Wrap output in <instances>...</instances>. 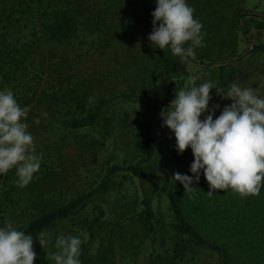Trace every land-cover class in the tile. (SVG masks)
Returning <instances> with one entry per match:
<instances>
[{"label":"trees","instance_id":"16d2710c","mask_svg":"<svg viewBox=\"0 0 264 264\" xmlns=\"http://www.w3.org/2000/svg\"><path fill=\"white\" fill-rule=\"evenodd\" d=\"M240 1L185 0L194 9L193 17L198 18L197 21L202 24L203 38L209 32L212 33L209 39L223 35L216 44L219 47L224 43L226 34L231 32L232 37H235V30L244 39H249L246 23L254 17L264 15L245 10L240 6ZM155 7V0H0V91L10 90L19 94L25 105H29L34 96L35 101L29 109L31 112L36 109V116L42 125L56 124L58 129L73 134L94 126L101 112L114 100L140 98L145 103V111L137 119L134 131L136 160L124 165H108L98 184L75 197L65 201L49 200V190L40 186L39 175L36 177L34 174L30 183L20 190L17 189L10 171L2 178L0 175V228L5 227L7 221H11L17 230L30 235L37 234L54 221L84 207L92 195L105 188L107 179L114 173L126 172L140 180L145 169L155 162L167 184L165 196L176 222L173 234L168 236L172 246L167 250L160 249V252L154 254L147 253L143 264H175V259L184 258L193 247L217 254L218 264L238 262L232 251V246L238 247V244L233 245L230 241L217 242V239L204 236L188 220L184 204L192 191H184L183 185L175 181L173 175L180 173L192 176L190 165L187 164L193 157L191 149L178 153L174 134L170 132L165 135V139H171L173 143L167 151H163L152 133L153 116L162 104L175 97L161 92L162 88L175 89L178 79L190 76L187 71L189 65L211 69L217 73L218 86L223 87L228 80L225 76L227 63L238 60L247 53L264 54V45L253 44L246 53H228L227 59L218 63L212 61L210 56L219 57L220 50L206 53L199 47L194 49L196 58L188 63L173 55L170 46L163 50L156 47V58L149 65L134 57H114L112 61L109 59L106 62L107 73L110 78L115 79V84L118 81L123 86V89L114 93L92 94V88L95 87L92 76L76 77L70 73L73 57L78 56L84 44L96 50L110 47V38L117 37L118 41L121 40L119 38L124 37L125 29L138 32L142 8H146L147 14L152 17ZM18 10V17H14ZM244 17L248 19H243ZM20 25L27 28L26 36L22 35L13 40L6 37L10 27ZM257 26L264 27V22ZM119 45L123 47V44ZM190 45L187 42L185 48ZM205 46L206 49L212 47L208 43ZM120 51L118 48L113 53L117 55ZM124 52L128 53L130 50L124 49ZM41 80L44 81L40 84ZM27 91L30 92V97L25 96ZM155 93L160 94L159 101L155 99ZM45 103L59 107L58 114H49L45 107L38 108ZM45 112L47 116L43 115ZM192 186L194 188V183ZM11 209H17L18 213L15 216H4ZM24 215L26 216L22 217ZM238 222L225 223L224 231H217L220 238H231L237 231L235 224ZM130 223L138 224L142 231L150 234L153 239L159 238L160 243H163L164 236L156 211L152 208L150 198L143 195L138 209L131 211L126 218L115 221L102 233L93 256L86 253L79 255L80 264H114L113 238ZM90 235L92 236V231ZM194 255V251L190 250L189 257L193 258Z\"/></svg>","mask_w":264,"mask_h":264},{"label":"rangeland","instance_id":"374dc122","mask_svg":"<svg viewBox=\"0 0 264 264\" xmlns=\"http://www.w3.org/2000/svg\"><path fill=\"white\" fill-rule=\"evenodd\" d=\"M240 6L250 12L264 13V0H241ZM18 15L19 10L14 17H18ZM139 18L138 32L133 33L125 29L124 37L119 38L121 40L118 41L117 37L110 38L109 41L112 43L110 47H104L100 50L86 47L84 44L78 52V56L73 57L74 61L71 63L70 73L76 77L92 76L95 81L92 94L114 93L123 89V86H120L118 81L115 84V79L110 78L107 73L106 62L112 61L114 57H134L146 65L155 60L157 52L154 47L156 46H152L148 40V36L153 31V17L147 14L146 8H142ZM194 19L198 20L195 17ZM243 19L248 18L244 17ZM260 22H264V15L254 17L246 23L248 24L249 39H244L240 32L235 30L233 32L235 37H232L231 32L226 34L224 43L219 47L216 44L223 35L219 34L217 38L209 39L212 34L209 32L206 38L202 37V46L197 47L206 53L220 50L219 57L210 56V59L217 63L226 60L228 53H246L253 44L261 43L264 45V27L257 26ZM19 23L22 24L20 20ZM156 26H159V22ZM9 29L6 37L12 40L22 35L26 36L27 33V28L24 25ZM204 39L209 45H212L211 48L206 49L207 43ZM85 43L87 44V42ZM119 44H123V47ZM118 48L121 51L114 55L113 50ZM124 49L130 50V52L125 53ZM187 71L190 76L178 79V85L176 88L174 87L175 89L165 87L162 88L161 92L172 97L179 90L187 89L193 77H198L197 83L212 82L217 89L222 90L221 95L225 94L235 83L242 89L248 87L254 89L260 98H264V54L262 53H247L238 60L228 62L225 69V76L228 80L227 85L223 87L218 86L217 73L211 69L189 65ZM44 80H41L40 84ZM54 80L57 81V78ZM13 95L21 108L27 107L29 109L35 101L33 96L32 102L25 105L22 103L23 98L19 94L13 93ZM159 95V93H155L157 101H159ZM25 96L30 97V92L26 93ZM210 96L208 110L202 113L201 120L209 112L213 113V119H215L221 114L225 106L232 103L231 100L218 95L216 89L210 91ZM172 100L162 104L165 105L162 113L168 108ZM214 105L218 107L214 108ZM38 108H44L46 112L54 115L59 112V107L53 104L45 103L44 106L39 105ZM144 111L145 103L140 98L117 99L101 112L94 126L71 134L58 129L56 124L35 123L37 111L35 109L31 112L29 109L23 122L28 124L26 131L33 137L35 154L41 156V166L35 175L36 177L39 175L38 179L40 177V186L49 190L48 199L65 201L75 197L98 184L108 165L112 163L124 165L135 161L137 152L133 144L134 131L136 121ZM159 115V110L154 113L152 133L158 146L163 151H167L173 141L165 139V135L171 131L164 126V121L162 127L160 126ZM193 159L194 157L187 164L191 165ZM9 171L16 183L18 179L16 169L13 168ZM0 175L2 178L4 174ZM107 181L105 188L92 195L84 207L75 209L66 217L54 221L47 228L32 235L33 250L36 253L34 264H55L52 259V256L58 251L55 247V241L61 236L78 237L82 241L80 255L86 253L90 257L93 256L97 251L102 233L115 221L121 220L122 217L126 218L131 211L138 209L143 195L150 198L152 208L156 211L161 225V233L164 236L163 243H160L159 238L153 239L150 234L142 231L138 224L130 223L113 238L112 258L114 264H143L147 253L152 252L154 254L160 252V249L165 248L167 250L172 246L168 236L173 234V226L176 220L168 208L165 196L167 184L162 178L159 166L155 162L151 163L145 169L140 180L120 171L114 173ZM17 189L22 188L17 186ZM209 190V185L201 171L198 183L194 182L193 191L186 198L184 204L188 220L204 236L217 239V242L238 244V247L232 246V251L238 261L236 264H264V185L261 186L259 195L245 198H241L231 189L216 190L211 196L207 194ZM17 213V209H11L7 210L4 216H15ZM233 221H239L235 224L237 231L234 235L231 238H226L228 240L224 237L220 238L217 231H222L225 223L229 222L230 224ZM89 231H92V236ZM40 233H45V238L48 240L45 249L40 246L36 237ZM233 239L236 243L233 242ZM190 250L195 253L193 258L189 257ZM174 261L175 264H218L219 256L204 248L193 247L188 250L184 258Z\"/></svg>","mask_w":264,"mask_h":264},{"label":"clouds","instance_id":"9594fccd","mask_svg":"<svg viewBox=\"0 0 264 264\" xmlns=\"http://www.w3.org/2000/svg\"><path fill=\"white\" fill-rule=\"evenodd\" d=\"M155 3L151 13L153 31L148 36L151 45L161 50L170 46L172 54L186 63L194 60V49L202 46V24L194 19V9L185 0H155ZM187 42L191 45L185 48ZM197 80L198 77H193L187 89L179 90L162 113L164 126L174 134L177 152L190 148L194 157L190 165L192 176L175 173L173 178L183 185L184 191L191 192L202 171L210 196L216 190L227 189L241 198L259 195L264 185V98L254 89H242L235 83L221 95L222 90L214 83ZM212 89L232 103L215 119L209 112L201 120L202 113L208 110ZM28 111L18 105L12 91H0V174L15 168L20 188L30 183L41 166L33 137L26 131L28 124L23 122ZM39 122L37 118L35 123ZM36 237L45 249L48 245L45 233ZM81 243L78 237H58L55 241L58 251L52 256L55 264H80ZM35 259L33 236L7 221L0 228V264H34Z\"/></svg>","mask_w":264,"mask_h":264},{"label":"water","instance_id":"95a60500","mask_svg":"<svg viewBox=\"0 0 264 264\" xmlns=\"http://www.w3.org/2000/svg\"><path fill=\"white\" fill-rule=\"evenodd\" d=\"M164 106L165 105H162L161 107H160V109H159V112H160V115H159V123H160V126L162 127V125H163V118H162V116H161V113H162V111H163V109H164ZM162 129V128H161ZM162 131V133H163V130H161Z\"/></svg>","mask_w":264,"mask_h":264}]
</instances>
